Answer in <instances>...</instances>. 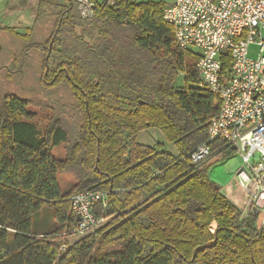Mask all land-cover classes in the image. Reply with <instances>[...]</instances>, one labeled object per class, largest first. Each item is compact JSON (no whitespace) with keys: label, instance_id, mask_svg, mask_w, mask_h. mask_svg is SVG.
I'll list each match as a JSON object with an SVG mask.
<instances>
[{"label":"trees","instance_id":"1","mask_svg":"<svg viewBox=\"0 0 264 264\" xmlns=\"http://www.w3.org/2000/svg\"><path fill=\"white\" fill-rule=\"evenodd\" d=\"M94 1L90 20L42 6L33 28L47 56L40 89L68 88L80 124L67 131L53 108L0 100V264H264L259 216L243 217L204 163L190 161L219 101L198 86L197 57L176 46L164 2ZM39 25L47 41L36 39ZM229 65L226 55L223 72ZM149 130L173 151L139 143ZM208 144L223 160L236 155ZM61 146L63 160L52 153ZM66 173L75 182L62 194L57 176ZM84 191L106 194V208L93 209L105 225L62 253L77 224L71 198ZM45 208L52 228L36 234L33 218Z\"/></svg>","mask_w":264,"mask_h":264},{"label":"built area","instance_id":"2","mask_svg":"<svg viewBox=\"0 0 264 264\" xmlns=\"http://www.w3.org/2000/svg\"><path fill=\"white\" fill-rule=\"evenodd\" d=\"M73 1L81 19L93 18L94 0ZM162 18L172 27L176 46L197 57L198 86L219 101L208 142L190 154V161L197 167L211 157L210 142L233 148L243 164L237 176L249 206L241 210L244 217L264 195V0H167ZM251 46L257 48L252 58ZM226 55L230 65L223 72ZM97 204L106 208V194L84 191L71 198L70 213L78 221L70 230L73 239L62 243V253L68 243L105 225L93 213Z\"/></svg>","mask_w":264,"mask_h":264},{"label":"rangeland","instance_id":"3","mask_svg":"<svg viewBox=\"0 0 264 264\" xmlns=\"http://www.w3.org/2000/svg\"><path fill=\"white\" fill-rule=\"evenodd\" d=\"M135 2H147V1H167V0H134ZM34 11L31 10V19L27 20L25 23L29 26L33 19ZM23 21L22 16L14 18L8 25L13 29L18 30L22 26ZM47 28L44 25H39V30L36 32V39H42L47 41L48 36L46 35ZM46 35V36H45ZM19 48V47H18ZM257 48L255 46L250 47L249 57H255ZM44 55L41 53L32 54L25 61L16 62L15 72L7 73L4 70L0 71V100L5 95H14L21 99H27L41 107L53 108L57 113L56 115L63 122L64 127L67 131H73L79 125V120L77 114L74 110V103L68 88L60 87L53 91H42L39 86V76L41 74L42 62ZM36 110H34L35 112ZM37 112V111H36ZM138 142L147 146H153L155 144H163L164 148L171 151L172 149L164 142V139L157 130H149L147 132L141 133L138 137ZM232 147H229L230 152ZM173 151V150H172ZM53 155L60 160L65 157L64 150L61 147H56L52 151ZM205 166L206 174L208 178L217 184L222 192L225 190L228 193L230 191L231 195L227 198L240 210L244 208H249L247 206V199L241 188V181L237 176V173L242 170L243 164L241 158L238 154L232 156L229 159L223 160V154L212 155L203 164ZM58 186L62 194L68 192L75 182V178L72 174L66 173L57 176ZM234 185V189L231 186ZM252 210L246 209V213H251ZM51 212L49 209L45 208L33 218L35 223L41 227L42 225L47 226V220L50 218V223L53 224L50 217ZM36 220V221H35ZM258 224L260 227L264 226V212L261 211L258 217ZM214 226H212V229ZM71 245V243L67 246Z\"/></svg>","mask_w":264,"mask_h":264},{"label":"flooded vegetation","instance_id":"4","mask_svg":"<svg viewBox=\"0 0 264 264\" xmlns=\"http://www.w3.org/2000/svg\"><path fill=\"white\" fill-rule=\"evenodd\" d=\"M42 6L45 9H56L61 17H67L68 14H75V12L79 15L73 0H0V71L13 73L16 71V62L25 61L32 54L39 52L34 43L33 28L36 15ZM31 10L34 11L33 19L28 26L25 22L31 19ZM18 16L23 18L22 26L15 30L8 24ZM52 41L53 38L47 46L48 55L51 52ZM44 60H47L46 55Z\"/></svg>","mask_w":264,"mask_h":264},{"label":"water","instance_id":"5","mask_svg":"<svg viewBox=\"0 0 264 264\" xmlns=\"http://www.w3.org/2000/svg\"><path fill=\"white\" fill-rule=\"evenodd\" d=\"M263 206H264V195H262V196L259 198L258 202L256 203V206L252 209V213H253V215H254L255 217L258 216V214H259V210H260L261 208H263ZM76 221H78V219H76ZM212 244H215V242H213ZM210 246H211V244H207V245H205V246H200V247L196 248V249L194 250V252H193L192 257L194 258L199 252L203 251L206 247H210Z\"/></svg>","mask_w":264,"mask_h":264},{"label":"crops","instance_id":"6","mask_svg":"<svg viewBox=\"0 0 264 264\" xmlns=\"http://www.w3.org/2000/svg\"><path fill=\"white\" fill-rule=\"evenodd\" d=\"M231 188L232 189H234V185H232L231 186ZM224 194L226 195V196H230L231 195V193H230V191L227 193L226 192V190H225V192H224ZM39 214V213H38ZM35 216H37V215H35ZM34 216V217H35ZM50 217H51V219H52V214L50 215ZM36 221V220H35ZM46 224H48L47 226H44V225H42L41 227L38 225V223H35L34 221H33V231H34V233H36V234H44V233H46L47 231H49L51 228H52V224L50 223V218L47 220V223ZM215 227V226H214ZM74 243V242H73ZM72 243V244H73Z\"/></svg>","mask_w":264,"mask_h":264}]
</instances>
